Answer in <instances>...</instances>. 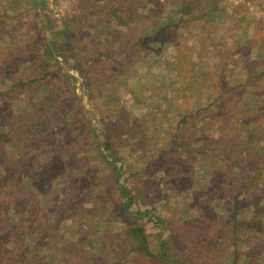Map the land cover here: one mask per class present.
Here are the masks:
<instances>
[{
	"label": "rangeland",
	"instance_id": "1",
	"mask_svg": "<svg viewBox=\"0 0 264 264\" xmlns=\"http://www.w3.org/2000/svg\"><path fill=\"white\" fill-rule=\"evenodd\" d=\"M42 2L0 0V264H264V0Z\"/></svg>",
	"mask_w": 264,
	"mask_h": 264
},
{
	"label": "trees",
	"instance_id": "2",
	"mask_svg": "<svg viewBox=\"0 0 264 264\" xmlns=\"http://www.w3.org/2000/svg\"><path fill=\"white\" fill-rule=\"evenodd\" d=\"M41 1H43L42 4H44V5L42 7H39V9L42 10V11H45L46 9H48V5L45 4L46 0H41ZM71 78L76 79V76H75L74 72H70L68 74V79H71ZM2 94H3V92L0 91V95H2ZM84 99L85 98L82 97L81 101H83L84 104L85 103L87 104V101H85ZM103 148L107 149V151L109 150V147L107 146V144H104ZM111 165H113L114 170H117V180H118V183H119V189L121 191V195L125 199L124 208L128 212H130V208L133 205V198L130 196L129 189L127 187H125L124 184H122V182H121L122 172H121V170L119 168H117V163L116 162H111ZM2 188H0V189H2ZM6 211H7V208H4L3 212H6ZM138 214L139 215H142V214L146 215L145 213H142V212H138ZM3 216L5 217V213H3ZM0 224L2 225V222H0ZM130 233H131L132 239L133 238L135 239L134 247L137 250H140L141 252H143L144 254H146L148 256H154L153 252L151 251V249L149 247L148 236L145 233V230H144V228L142 226L134 225L133 227L130 228ZM161 246L163 247V243H161ZM0 262H2V261H0Z\"/></svg>",
	"mask_w": 264,
	"mask_h": 264
}]
</instances>
